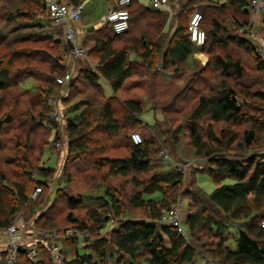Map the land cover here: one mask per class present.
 <instances>
[{
    "label": "trees",
    "instance_id": "16d2710c",
    "mask_svg": "<svg viewBox=\"0 0 264 264\" xmlns=\"http://www.w3.org/2000/svg\"><path fill=\"white\" fill-rule=\"evenodd\" d=\"M2 1L6 0L0 4ZM14 1L6 9L0 5L7 10L5 16L0 11V23L5 20L8 24L0 28V92L17 90L6 101L9 105H18L24 95L31 99L25 118L18 119L12 111L0 118V132L6 127L22 130L9 145L4 146L0 138V149L17 152L0 157V231L6 232L21 210L38 212L49 201L62 199L63 207L53 206L36 219V229L66 233L70 229L61 230L58 225V216L66 209V219L74 223L70 228L89 233L85 243L70 236L61 238L64 264H197L200 254L219 264H264V90L258 87V77L249 75L242 55L231 50L233 46L242 49L253 59L257 73L264 71L257 45L234 31L239 24L250 25L246 16L251 14L249 1L227 0L208 6L210 0H177L176 15L181 18L188 11V21L177 18L176 33L168 41V34L162 33L168 11L131 0L127 7L129 32L116 34L108 25L87 31L83 45L89 50L88 59L80 61L67 85L56 80L69 69L63 26L56 30L59 26L51 21L47 0ZM85 1L68 0L81 7ZM118 1L112 0L113 8H119ZM202 3L201 11L196 6ZM16 4L20 5L10 10ZM194 10L203 13L201 26L207 37L200 52L208 56L205 63L195 59L197 49L190 40L188 15ZM226 12L234 21L230 29L222 17ZM145 15L156 16L155 21L145 23ZM142 20L146 29L137 34ZM88 37H94V44L87 42ZM133 54L136 59L131 58ZM188 70L194 74L161 107L164 123L156 120L150 125L141 119L145 98L119 95L130 78L151 77L157 87L161 71L180 75ZM208 71L217 77L216 83L209 82L211 74L204 76ZM101 79L111 86L112 96L106 95ZM203 80L205 86L200 84ZM149 93L156 98L153 91ZM57 95L64 104L69 156L64 185L54 198H48L49 181L56 169L47 167L43 156L52 142L50 136L60 138V124L51 117ZM246 123L245 130L235 129ZM31 128L48 134L37 147ZM135 131L142 134L143 143L132 141ZM167 146L176 153L188 148L187 154L205 159L204 165L192 168L208 173L216 190L207 193L197 184L194 172L190 186L183 191L185 174L176 169ZM165 149L171 158L160 154ZM176 159L186 161L181 156ZM13 171L20 173V179H10ZM83 181L88 191L73 192L75 184ZM37 186H42V192L33 198ZM157 193L156 198L145 197ZM180 197L191 203L183 221L187 234L164 220ZM234 226L237 236L230 237ZM231 238L234 248L229 244ZM42 240L46 242L45 236ZM39 244L43 243L39 241L37 247ZM69 247L73 249L71 258L64 252ZM35 259L20 252L16 264L54 263L51 257Z\"/></svg>",
    "mask_w": 264,
    "mask_h": 264
},
{
    "label": "rangeland",
    "instance_id": "374dc122",
    "mask_svg": "<svg viewBox=\"0 0 264 264\" xmlns=\"http://www.w3.org/2000/svg\"><path fill=\"white\" fill-rule=\"evenodd\" d=\"M10 1L11 0L2 1V4H0V5H3L2 8L6 9V5H8V3ZM12 1H14V0H12ZM183 1H185V0H182V2ZM110 2H111V0H86L83 3L82 13H81V22L83 24H85V26H87L91 32L93 31L92 29L94 27H96L99 24H102V21H103L104 17L106 16L108 9L110 7ZM141 2L144 5L149 6L151 0H141ZM12 3H16V1H14ZM17 3H18V1H17ZM17 5H20V4H16V5L12 6L10 8V10L16 9ZM0 11H2V15H4V16L7 13V10L5 11L4 9H1V7H0ZM187 12L188 11H185L181 18H180V14H178V16L176 15V17L179 19V21H182V23H187L188 17L186 15L189 13V12L188 13ZM190 14L188 16H190ZM246 16H247V19L250 20V22H249L250 25L243 26V25L239 24L238 26L239 27L241 26V27L238 28L237 30H234V31L237 32L236 33L237 35L245 37V38L249 39L250 41H252L255 45H257V48H258V43L261 44V42L264 41V16H262V17L256 16V15H253L252 12H251V14H246ZM222 17L224 19H226V24L229 23V25H231V27L229 26L228 28L229 29L232 28L234 25V21L231 18V13L226 12ZM155 18H156V16L155 17L151 16V18H150L149 16L145 15L143 19H144L145 23H146V21H149V23H153L152 19H154V21H155ZM145 19H147V20H145ZM0 24H1V26H0L1 29L3 28V26L5 28L8 27V24L5 23V20H3V22H1ZM178 24H179V22H178ZM108 26H109L108 29L113 30L111 25H108ZM132 26L133 27L136 26V23H134L133 21H132ZM59 28H60V26L56 27V30L60 31ZM93 40H94V37L93 38H90V37L87 38L88 43H90ZM35 45H37V44L35 43ZM233 47L234 48L231 50L233 52H235L237 55H240V56L242 55L241 57H243L245 59L244 64H245V66H247L249 68L248 69L249 75H251V76L255 75V77H258V80L256 82L258 83L259 89L262 88V90H264V71L257 73L258 70L255 67L253 59L250 58L248 56V54H246L242 49H237V47H235V46H233ZM258 50H259V48H258ZM259 52H260V50H259ZM260 54L262 56V54H264V51L260 52ZM65 55H66L65 56L66 60L68 61L69 56L67 55V51H66ZM262 58L264 59V56H262ZM160 73L162 74V71ZM192 73L193 72L191 70H188V72H185V73H182L178 76H175L173 78V80H171V81L169 80L168 83H162L161 84V81H159V83L157 84V87L153 85L154 81H153V79H151V77L150 78L148 77V79L146 78L147 79L146 86L142 87V91H141L143 96L142 97H129V98H142V99L145 98V100L143 102L144 111L141 114V119L145 122V124L152 125L155 123L156 120H159L160 122L164 123L165 117L161 111V107L163 105H168V103H170L175 98V96H177L179 94L182 87H184L186 79L189 78ZM161 74H159V75H161ZM209 74H211V77H212V80H210L209 82L216 83L217 80H215V79L217 77H215V75H213L211 73V71H208L206 73V75H204V76L209 77ZM201 79H204V78H201ZM206 80H207V78H206ZM101 83L104 86L106 95H108V96L112 95L113 92L110 90L111 89L110 85L103 79H101ZM200 84L204 85V80L200 81ZM152 85H153V89H151ZM65 88L66 87H63V90H62L63 92L65 91ZM155 88H156V90H155ZM201 89H204V88H201ZM12 91H10L9 94H3L2 92H0V118L4 117L6 114H8L11 111L16 113V115L18 116V119L21 117L25 118L27 115L25 110L28 108V103H30L31 97H30V95H24L22 97L23 99L20 101V103L18 105H15V104L9 105L6 103V101L14 98V93L17 92V90H12ZM150 91H153L154 95H156V98H154V99H156V101H154V99L151 98L153 95L151 96V94L149 93ZM1 95H4V96L2 97ZM121 95H122L121 96L122 98H128V97L123 96V94H121ZM56 97L57 98L55 99V102L52 101L53 107H52L51 117L57 123L60 124V126L57 128V131L60 134V138H58V137L56 138L55 134L54 135L52 134L50 136V138H51L50 140L52 142L49 144V147L46 146V149L44 151V156H43L44 164L47 167H53L56 169L55 173L52 175L51 180L49 181L50 187L48 188L49 193H47V196L49 194L48 198L49 197L54 198L58 188L63 187L64 179L66 178V168H67V164H68L67 160H68V156H69V151H68L69 138H68L67 131H66V126H67L66 118L58 120V121L55 118V111H57V110L61 111V113L64 114V104L61 101L62 100L61 95H57ZM155 103H157L158 108L155 106ZM38 108L39 107L37 106V109ZM17 126H18V124H17ZM205 126H208V123H206ZM28 127H30V125H28ZM163 127H164L163 129H167V126H164V124H163ZM246 127H248L247 123L241 124V125L235 127V129L237 131H243L246 129ZM24 129H25V127H24ZM31 129H34L33 130V139H34L35 145L36 144L37 145L42 144L48 138V134H46L42 130H40L38 128H31ZM20 131H22V130L16 129L14 127L13 128L6 127L3 131H1L0 132V138L3 140L4 146L12 143L11 141L13 140V137H15V134H17V132H20ZM20 139L25 141V136H22ZM185 140H187V139H185ZM53 142L54 143H60L61 144L60 147H53L52 146ZM185 144H186V141H185ZM37 145H36V147H37ZM167 147H168L167 149L169 150V152H171L174 155L173 156L174 157L173 162H175L177 160L176 157L181 156L186 161H191L198 168L200 166L204 165V163H206V160L203 159L202 157L195 156L194 154H191V153L187 154L186 152L188 151V148L186 149L187 151L185 153H180V152L176 153L175 151H173V149L171 147H169V146H167ZM15 153H17L15 150H10L7 148L6 149L5 148L0 149V157L7 156V155L12 156V155H15ZM31 154H32V152H31ZM32 156H33V154H32ZM87 157L88 156H84V158H86V159H87ZM192 163H190V165ZM14 164L18 165L16 162ZM14 164L12 165V169H15V167H16ZM198 168L193 170V168L191 167L185 172L186 181H185V184L183 185L182 190L184 191V189H186L190 186V182L192 181L191 178H193V173L195 172L197 184L200 187H202L207 193L214 192V190H216V188H217V185L211 180L208 173H206L205 171L203 172L201 170H198ZM9 177H10V179H13V180H16L17 178L20 179V173L15 172V171L10 172ZM87 191H88L87 185L84 181L81 182L80 184H75V186L73 188V192H75V193L87 192ZM159 195L160 194L157 193L154 195H145V197L146 198H148V197L156 198ZM62 204H64L62 199H59L56 202L49 201V203L46 204V207L44 206L45 209L40 210L38 212H30L29 210L26 211V209L24 210L26 212H23L21 210L11 220V222L14 221L20 227V230L23 232L24 235L25 234L27 235V238H28V236L32 235L33 232H35L37 234V237L39 238V240L45 245V246L43 244L38 245L37 255L35 257L36 261L38 259H40L41 256H44L47 258L51 257L54 260V262H57V264H64L63 260H62L63 257H62V259H61V257H57L58 254H61L60 253V240H61V238H63V236L62 235L59 236V241H58L59 249L57 251H54L53 249H51V247L49 246V244L47 242L42 240L41 236L44 234V232L39 231L37 233V229H36L37 228L36 219L40 215L46 214V212L49 209H51L53 206L63 207ZM190 205H191V203L187 199H185V204L181 205L180 212H181L182 221L185 220L186 213L189 212V210H191ZM75 213H77V212H75ZM67 214H68V211L66 209H64V211L62 212V215L58 216L59 227L61 228V230H65V229L69 230L70 229L66 233H69L70 231H76V229L70 228V227H73L74 223H71L66 219ZM4 233H6V232L4 231ZM66 233H64V234H66ZM237 233H238V227L234 226V227H232V234H230L231 236L230 235L229 236L230 237H236ZM59 234H61V233H59ZM186 234H187V232H186ZM6 236L8 239L9 236L7 233H6ZM80 237L81 238H78L80 243H85L86 240L89 239V234L84 235V236H80ZM74 238H76V237H74ZM229 244L233 248L235 247L234 238H231V240L229 241ZM80 250L83 252V249H80ZM64 252H65V254H68L69 258H71L73 249L71 247H69V248H66L64 250ZM4 260L6 261V264H8L9 260L7 257V252L3 253L0 251V264H3ZM197 264H219V263H218V261L211 258L207 254H200L198 256Z\"/></svg>",
    "mask_w": 264,
    "mask_h": 264
},
{
    "label": "built area",
    "instance_id": "2783aa9c",
    "mask_svg": "<svg viewBox=\"0 0 264 264\" xmlns=\"http://www.w3.org/2000/svg\"><path fill=\"white\" fill-rule=\"evenodd\" d=\"M249 7L252 14L256 16H264V0H248ZM131 0H119V8H111L106 16L104 17L102 24L111 25L116 34H125L130 30V13L128 5ZM177 0H151L150 5L153 9L166 8L169 12H174V5ZM48 11L50 13L51 21L55 26H64L66 31L64 32L62 39L63 42L68 46L69 53L75 58L87 60L89 56V50L80 44L77 40V30L75 23L81 19L82 7L73 6L70 3L63 2L61 0H47ZM203 20V14L200 11L193 12L189 17L188 28L190 34V40L196 49H201L206 42V31L202 28L201 23ZM260 52L264 51V44L258 43ZM264 56V54H262ZM161 67H159L160 69ZM74 66H69L68 71L64 76L57 77V82L62 85H67L74 77L75 71ZM56 120L66 118L61 111H55ZM131 139L135 144L143 143L142 134L139 131H135L131 134ZM60 143H52L53 147H60ZM165 158H171L168 150L165 149L160 153ZM174 160V159H172ZM191 161H175V167L178 171L185 174V172L195 164H191ZM42 192V186H37L33 192V198H37ZM185 204L184 198H179L178 201L170 208V210L164 215V220L171 225L177 227L182 233L186 234L187 230L181 219L180 207ZM264 227V219L261 222ZM6 233L9 238L7 240V257L8 264H16L17 257L20 252H26L31 260H34L37 255V244L29 245L24 242L25 235L20 230V227L13 221L6 228ZM88 232L70 231L66 234H59L58 232L44 233L46 242L49 244L51 249L57 251L59 249L58 241L59 236L63 237L70 236L72 238H81L80 236L88 235ZM85 238V237H84ZM57 257L62 255L58 254Z\"/></svg>",
    "mask_w": 264,
    "mask_h": 264
},
{
    "label": "crops",
    "instance_id": "0c3cea01",
    "mask_svg": "<svg viewBox=\"0 0 264 264\" xmlns=\"http://www.w3.org/2000/svg\"><path fill=\"white\" fill-rule=\"evenodd\" d=\"M61 1L66 2V3H69L68 0H61ZM139 1H140V3H142L141 0H139ZM226 1L227 0H210L209 3H207V4L205 3V4L208 5V6H211V4H215V5L218 6L221 3H225ZM204 6H205L204 3H202L201 5L196 6V7L197 8H199V7L202 8L201 9V11H202V10H204ZM110 7L111 8L115 7V4L112 3V0L110 2ZM149 7H151V5H149ZM162 9L163 10H167L168 13H169V17H168L167 24H166V26L162 30V33L164 35L168 34L167 36H169V38H168V41H169L174 36V34L176 33V30H177V27H178V21H177L176 13H177V11L179 9H178L177 2L174 5V12H169V10L166 9V8H162ZM196 11H200V10H196ZM100 26H104V25L103 24L97 25V27H100ZM75 28L77 30V40H78V42L80 44H82L83 43V40H84V37H85V34L87 33V31H89V28L87 26H85V24H83L81 22V19H80L79 22L75 23ZM142 29L143 30L146 29L143 20H142V24L140 25V28L138 27L137 34H139V32L141 33L142 31H140V30H142ZM147 29H148V32H150L151 29L149 27H147ZM62 31H63V34H64V32L66 31V27L63 26ZM94 41L95 40L91 41L90 43L91 44H94ZM262 43L264 44V41H262ZM165 49H167V43H166ZM66 51H67V55L69 56L68 57L69 58L68 59L69 65L70 66H74V69L76 70L77 69V66L79 65V63L81 64L80 61H83V60H81V59L79 60L78 58H75L74 56H72L69 53L68 47H66ZM194 57H195V59L199 60L202 63L203 62L205 63L208 60V56L205 55L204 53L200 52V51H196L195 54H194ZM131 58L132 59H136L137 57H136V55L133 54V55H131ZM178 75L179 74H174V73L169 72V71H163L162 74L158 78L157 84L159 83V81H161V84L162 83H168L169 80L170 81L173 80V78L175 76H178ZM145 80L146 79H144V78H130L127 81V83L125 84V87L120 91L121 93L119 92V95L122 96L121 94H123V96L128 97V98L129 97H142L143 94L141 93V91H142V87L146 86L145 85V82H144ZM110 90L113 92L112 88ZM113 94H114V92H113ZM112 95H109V96H112ZM38 232L39 231H37V233ZM41 237L43 238L44 235H42ZM7 240L8 239H7L6 233H4V231H0V251L3 252V253L6 252ZM39 241L40 240L37 237V234L35 232H33L32 235L28 236V238H27V235L25 234V238H24V242L25 243H27L29 245H36ZM55 263L57 264V262H54L53 264H55Z\"/></svg>",
    "mask_w": 264,
    "mask_h": 264
},
{
    "label": "clouds",
    "instance_id": "9594fccd",
    "mask_svg": "<svg viewBox=\"0 0 264 264\" xmlns=\"http://www.w3.org/2000/svg\"><path fill=\"white\" fill-rule=\"evenodd\" d=\"M82 44H83V43H82ZM65 45H66V44H65ZM66 47H68V46L66 45ZM197 51H200V49H199V50L197 49ZM69 66H70V65H69ZM159 67H161V66H159ZM160 70H161V68H160Z\"/></svg>",
    "mask_w": 264,
    "mask_h": 264
}]
</instances>
